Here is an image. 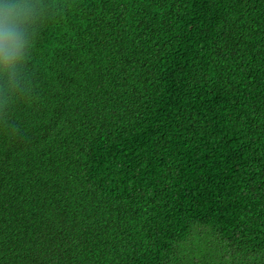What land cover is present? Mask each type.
<instances>
[{
	"label": "trees",
	"instance_id": "1",
	"mask_svg": "<svg viewBox=\"0 0 264 264\" xmlns=\"http://www.w3.org/2000/svg\"><path fill=\"white\" fill-rule=\"evenodd\" d=\"M0 264H264V0H0Z\"/></svg>",
	"mask_w": 264,
	"mask_h": 264
},
{
	"label": "clouds",
	"instance_id": "2",
	"mask_svg": "<svg viewBox=\"0 0 264 264\" xmlns=\"http://www.w3.org/2000/svg\"><path fill=\"white\" fill-rule=\"evenodd\" d=\"M25 18L23 10L16 4L0 6V65L5 71L14 69L22 59L25 40L19 24Z\"/></svg>",
	"mask_w": 264,
	"mask_h": 264
}]
</instances>
